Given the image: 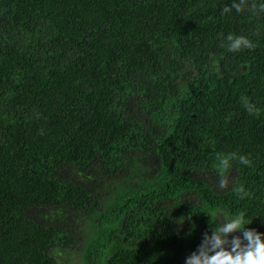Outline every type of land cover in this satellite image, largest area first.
I'll return each instance as SVG.
<instances>
[{"label":"trees","instance_id":"1","mask_svg":"<svg viewBox=\"0 0 264 264\" xmlns=\"http://www.w3.org/2000/svg\"><path fill=\"white\" fill-rule=\"evenodd\" d=\"M234 2L0 0V264H203L264 240V0Z\"/></svg>","mask_w":264,"mask_h":264},{"label":"clouds","instance_id":"2","mask_svg":"<svg viewBox=\"0 0 264 264\" xmlns=\"http://www.w3.org/2000/svg\"><path fill=\"white\" fill-rule=\"evenodd\" d=\"M245 0H240L239 3H233L230 7H225L223 13H229L234 8L237 12H242L244 10ZM253 8H256V5H253ZM259 10L264 11V4L259 5ZM228 45L227 48L229 51H240L242 49H254L256 45L250 41L245 36H234L229 34L227 36ZM242 103L246 108L249 115L259 114V110L255 105L251 104L246 97H241ZM231 158H236V154H231ZM239 161L247 166H251V161L248 157L244 155L239 156ZM220 182L219 188L224 189L228 185L227 176L225 172L230 168L229 158L225 157L220 160ZM237 194L240 195V198L243 199L248 193L245 191L243 185L235 187L233 189ZM225 220H228V216H223ZM245 220L244 213H240L237 216L232 217L231 222L226 223L223 226H220L215 230L216 235L213 237L215 243L213 247H218L223 243L220 239L221 233H230L235 229H244ZM245 237L248 239L249 243L241 251L236 252V249H233L235 255L231 252L221 250L216 253V255L208 257L205 256L203 259V264H264V240H261V235L254 233L253 230L245 231ZM236 248L240 247L239 238L235 239ZM187 264H201V259L199 257L193 256Z\"/></svg>","mask_w":264,"mask_h":264},{"label":"rangeland","instance_id":"3","mask_svg":"<svg viewBox=\"0 0 264 264\" xmlns=\"http://www.w3.org/2000/svg\"><path fill=\"white\" fill-rule=\"evenodd\" d=\"M78 258H80V256L75 254L73 256L72 263H78L79 262V259Z\"/></svg>","mask_w":264,"mask_h":264}]
</instances>
